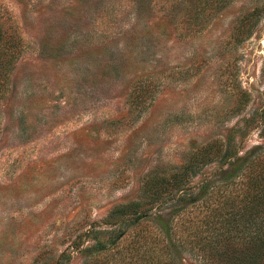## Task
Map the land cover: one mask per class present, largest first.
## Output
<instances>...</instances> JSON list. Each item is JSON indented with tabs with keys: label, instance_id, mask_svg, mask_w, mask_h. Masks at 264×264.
Masks as SVG:
<instances>
[{
	"label": "rangeland",
	"instance_id": "374dc122",
	"mask_svg": "<svg viewBox=\"0 0 264 264\" xmlns=\"http://www.w3.org/2000/svg\"><path fill=\"white\" fill-rule=\"evenodd\" d=\"M259 161L264 0H0V264L104 262Z\"/></svg>",
	"mask_w": 264,
	"mask_h": 264
},
{
	"label": "trees",
	"instance_id": "16d2710c",
	"mask_svg": "<svg viewBox=\"0 0 264 264\" xmlns=\"http://www.w3.org/2000/svg\"><path fill=\"white\" fill-rule=\"evenodd\" d=\"M210 155L203 153L205 159H211ZM238 179L208 186H213V192L223 199L222 203L211 205V202L200 213L189 211L182 218H169L158 233L161 228L142 220L141 230L116 249L123 231L120 228L111 231L106 244H118L109 250L104 262L96 258L93 261L99 264L114 261L119 264H183L182 256L188 254L204 264H264V161H259L250 175L242 174ZM176 186L160 182L145 191V197L149 198L145 202L125 205L116 213L131 217L148 214L145 205L157 202Z\"/></svg>",
	"mask_w": 264,
	"mask_h": 264
}]
</instances>
